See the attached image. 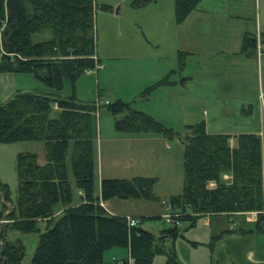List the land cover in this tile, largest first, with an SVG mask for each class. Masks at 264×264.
<instances>
[{"label": "trees", "instance_id": "1", "mask_svg": "<svg viewBox=\"0 0 264 264\" xmlns=\"http://www.w3.org/2000/svg\"><path fill=\"white\" fill-rule=\"evenodd\" d=\"M201 1L175 0L176 20L184 21ZM143 3L146 0H133L134 5ZM97 6L96 0H0V73H33L55 91L63 90L65 79L72 86L71 95L18 89L7 99H0V141L41 140L46 157V162H41L36 151L18 152L15 204L9 185L0 180V264H23L26 255L22 241L7 237L10 228L40 233L30 264H106L104 253L112 247H125L130 252L114 264H129L131 259L134 264H152L156 253L166 255V264H178L174 241L183 234L182 226L194 225L207 213L255 210L256 229L263 231L259 134L240 133L233 146L230 133H211L205 121L189 123L180 132L122 98L100 103L114 115L119 132L161 135L182 142L184 185L180 193L169 197L174 216L182 225L161 228L158 234L144 222L162 217L141 216L136 224H130L129 216L111 213L101 203L113 197H158L153 176L105 177L100 194L96 189L99 106L96 101L79 99L75 89L77 80L103 61L96 49ZM47 31L51 36L34 40L36 33ZM260 36L264 42V32ZM256 47V35L246 33L241 52L251 54ZM183 64L182 58L181 69ZM171 82L169 76L164 77L141 95L148 96L157 85ZM224 173H230L231 178H224ZM71 175L76 188L83 192L80 201H76ZM58 207L62 208L59 214ZM41 221H45L44 227ZM169 239L171 245L167 244Z\"/></svg>", "mask_w": 264, "mask_h": 264}, {"label": "rangeland", "instance_id": "2", "mask_svg": "<svg viewBox=\"0 0 264 264\" xmlns=\"http://www.w3.org/2000/svg\"><path fill=\"white\" fill-rule=\"evenodd\" d=\"M96 1V49L103 61L100 68L83 74L79 95L92 101L100 92L102 103L121 97L136 108L154 112L156 118L180 132L187 124L200 121H205L210 131H257L264 165V50L262 57L258 56V46L256 54L241 52L246 33L260 36L264 32V0H202L200 8L182 22L176 20L175 0H146L139 6L133 0ZM103 3L109 6L105 8ZM45 35L51 36V32H38L34 40ZM167 76L189 81L174 88L156 86L148 99L141 95L146 87ZM96 116L103 134L115 127V117L105 104L99 105ZM42 143L0 141V180L9 185L13 204L18 197L17 154L39 152ZM71 181L76 192L73 175ZM161 202L167 207L170 200ZM154 220L158 228L173 225L162 218ZM6 221L2 218V223ZM214 221L212 225L203 218L192 226L184 223V235L175 242L178 264H231L221 250L228 247L239 258L240 238L230 234L213 239V224L218 223ZM39 235L8 230L10 240H20L26 246L23 264H30ZM104 254L106 261L114 264V255L124 253L112 247ZM246 255L243 253V258ZM166 259L164 253H156L152 264H166ZM129 264H134L132 259Z\"/></svg>", "mask_w": 264, "mask_h": 264}, {"label": "crops", "instance_id": "3", "mask_svg": "<svg viewBox=\"0 0 264 264\" xmlns=\"http://www.w3.org/2000/svg\"><path fill=\"white\" fill-rule=\"evenodd\" d=\"M199 5L196 9L200 8ZM256 37L258 43V39H261V36L257 35ZM97 55L99 56L98 52ZM258 56L262 57L263 55L258 54ZM0 76L2 78V88L0 89L1 100L7 99L18 89L53 91L64 95L72 94V86L69 79H65V86L63 90L55 91L38 79L33 73L3 72L0 73ZM80 78L76 82L75 92L79 99L86 100L83 98L84 96L79 95V82L83 83L82 78L85 77L82 75ZM187 79H189V77ZM188 81L189 80L186 79H176L172 80L171 83L159 84L157 86L162 85L165 87L167 86V88H174L178 87L179 85L182 86ZM85 90L87 91V89ZM171 90L170 94L172 95L173 89ZM98 94L99 97L94 98L92 101H96L99 106L102 99L100 97V92H98ZM151 94L152 91L145 98L148 99ZM107 101L109 100L106 99L105 102ZM131 103L133 105V102ZM147 112L153 116L155 115L153 114L154 112L150 110ZM207 130L211 133H230L232 135L230 142L233 146L237 144V135L240 134H233L232 132L226 131H210L208 128ZM241 133H257V131ZM38 154L40 161L46 162L44 143L41 144V150H39ZM95 163L96 189L99 194L101 181L105 177L131 178L134 176H153L157 179L154 192L158 199L113 197L108 200H101V203L111 213L138 218L141 216L162 217L163 213L166 212L167 207L162 204L161 199H168L171 195L180 193L183 189L184 150L182 142L176 139H168L161 135H131L119 132L115 127H109L107 133L103 134L102 126L100 122L97 121L95 136ZM262 168L264 178L263 156ZM224 178L230 179L231 174L224 173ZM82 195V190L77 188L76 201H80ZM61 210L62 208L58 207L56 211L58 213ZM201 218H203L209 225H212L211 223L213 220H215L214 222H218L213 224L214 227L212 226L213 232L211 237L213 239H220L222 236L230 234L234 235L236 239L238 238V240L240 238L239 242L242 246L241 251H239V258H237L236 255H233L230 247H228L227 250L221 249L225 261L229 260L231 264H264V230L262 231L256 229V221L258 218L257 211L248 210L235 213H207L203 214L199 219ZM153 220L154 219H147L144 222V225L150 229H153V231L159 234L161 228H158L157 223H155V220ZM218 225L222 226L219 228ZM182 235H184V231ZM176 239L174 241L175 246ZM167 244L171 245L172 240L169 239ZM114 248H120L122 253H124L119 256L114 255V263L116 259H122L126 256H129L130 252L128 248ZM243 253L246 255L245 258H243ZM230 254L232 256H230ZM104 260L106 264H112L111 262L106 261L105 256ZM245 260L247 262H245Z\"/></svg>", "mask_w": 264, "mask_h": 264}, {"label": "built area", "instance_id": "4", "mask_svg": "<svg viewBox=\"0 0 264 264\" xmlns=\"http://www.w3.org/2000/svg\"><path fill=\"white\" fill-rule=\"evenodd\" d=\"M257 46L259 48L258 52H259V55H262L263 54V50H264V42L261 40V39H258V43H257ZM175 207L171 204V203H168L167 205V210L166 212L163 213L162 215V219L165 220L166 222H169L173 225H182V222L180 219L176 218L175 216ZM129 222L130 224H136L138 222V219L137 217H133V216H129ZM123 264V263H121Z\"/></svg>", "mask_w": 264, "mask_h": 264}]
</instances>
